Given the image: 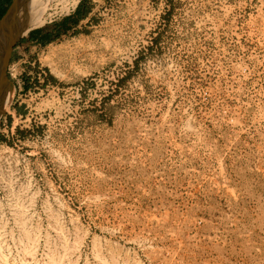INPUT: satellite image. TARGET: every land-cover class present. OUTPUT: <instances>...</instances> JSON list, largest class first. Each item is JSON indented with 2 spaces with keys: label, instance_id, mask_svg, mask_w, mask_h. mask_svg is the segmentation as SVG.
<instances>
[{
  "label": "rangeland",
  "instance_id": "obj_1",
  "mask_svg": "<svg viewBox=\"0 0 264 264\" xmlns=\"http://www.w3.org/2000/svg\"><path fill=\"white\" fill-rule=\"evenodd\" d=\"M80 4L15 43L0 264H264V0Z\"/></svg>",
  "mask_w": 264,
  "mask_h": 264
},
{
  "label": "water",
  "instance_id": "obj_2",
  "mask_svg": "<svg viewBox=\"0 0 264 264\" xmlns=\"http://www.w3.org/2000/svg\"><path fill=\"white\" fill-rule=\"evenodd\" d=\"M29 0H12L0 17V113L11 90L7 74L12 49L27 27Z\"/></svg>",
  "mask_w": 264,
  "mask_h": 264
},
{
  "label": "bare ground",
  "instance_id": "obj_3",
  "mask_svg": "<svg viewBox=\"0 0 264 264\" xmlns=\"http://www.w3.org/2000/svg\"><path fill=\"white\" fill-rule=\"evenodd\" d=\"M79 0H74L72 2L73 5L77 4ZM68 0H29L28 3V17H27V27L23 31V34L29 29V28H36L44 25L46 23V18L48 15L49 10L51 7H53V4H61V9L66 11L68 9ZM60 10V9H59ZM55 14V13H54ZM47 15V16H46ZM50 18V17H49ZM49 20V19H48ZM51 20V19H50ZM45 64L51 67L52 70L55 71L54 66L52 62L49 59L44 60ZM57 71V70H56ZM58 72V71H57ZM54 73V72H53ZM62 74V73H61ZM60 74V75H61ZM57 75V74H56ZM59 75V73H58ZM62 76V75H61ZM11 91L9 92V95L7 96L5 103L3 105V108L1 111H5L8 106V101L10 97ZM15 193V192H14ZM30 199V198H29ZM18 208V207H17ZM24 221V220H23ZM26 221V219H25ZM23 224V223H22ZM22 234V233H21ZM35 237V236H34ZM4 240V239H3ZM36 240V239H35ZM38 240V239H37ZM36 240V241H37ZM37 243V242H36ZM34 248V247H33ZM26 249V248H25ZM33 249H27V253L31 254V256L34 254ZM36 252V251H35ZM8 253V252H7Z\"/></svg>",
  "mask_w": 264,
  "mask_h": 264
},
{
  "label": "crops",
  "instance_id": "obj_4",
  "mask_svg": "<svg viewBox=\"0 0 264 264\" xmlns=\"http://www.w3.org/2000/svg\"><path fill=\"white\" fill-rule=\"evenodd\" d=\"M1 9H2V6H0V11H2ZM4 12L3 11L1 12L2 15ZM86 13L87 12H86V8L84 7V5L79 4L78 7L70 15L64 17L61 21L54 23L53 25L43 27V28H36V29L29 28L27 31V34L31 42H37L39 45H41L42 43H40V41L38 40L39 37L55 36L56 34L60 36L67 31L75 29L85 20L86 15H87ZM14 50H15V46L12 49L10 63L12 62L15 56Z\"/></svg>",
  "mask_w": 264,
  "mask_h": 264
},
{
  "label": "built area",
  "instance_id": "obj_5",
  "mask_svg": "<svg viewBox=\"0 0 264 264\" xmlns=\"http://www.w3.org/2000/svg\"><path fill=\"white\" fill-rule=\"evenodd\" d=\"M74 0H68V9L66 11L61 9V4H54L53 7H51V9L48 11L50 15H48L49 17L52 16V13H55L56 11L54 10L56 7H59L61 13H63L66 16L70 15L80 4L81 0H79L77 2V4L73 5L72 2ZM59 5V6H58ZM47 16V17H48ZM50 21V20H49ZM7 74L9 76V78L13 81L14 80V86L15 84L18 86L19 91L22 89L21 86L24 84V81L22 79V76H20V74L17 72V67L14 63H9L8 67H7Z\"/></svg>",
  "mask_w": 264,
  "mask_h": 264
},
{
  "label": "trees",
  "instance_id": "obj_6",
  "mask_svg": "<svg viewBox=\"0 0 264 264\" xmlns=\"http://www.w3.org/2000/svg\"><path fill=\"white\" fill-rule=\"evenodd\" d=\"M12 0H0V6H2V11L4 12L7 7L9 6V4L11 3ZM2 11H0V17L2 15ZM59 35L56 34L55 36H43V37H39L38 40L40 41V43H45V42H50L52 41L55 37H58Z\"/></svg>",
  "mask_w": 264,
  "mask_h": 264
}]
</instances>
